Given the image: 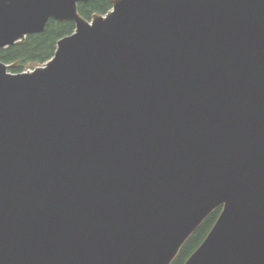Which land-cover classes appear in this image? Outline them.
I'll use <instances>...</instances> for the list:
<instances>
[{
    "label": "water",
    "instance_id": "1",
    "mask_svg": "<svg viewBox=\"0 0 264 264\" xmlns=\"http://www.w3.org/2000/svg\"><path fill=\"white\" fill-rule=\"evenodd\" d=\"M0 0V264H264V0Z\"/></svg>",
    "mask_w": 264,
    "mask_h": 264
},
{
    "label": "trees",
    "instance_id": "2",
    "mask_svg": "<svg viewBox=\"0 0 264 264\" xmlns=\"http://www.w3.org/2000/svg\"><path fill=\"white\" fill-rule=\"evenodd\" d=\"M113 9L111 0H90L80 3L78 10L80 15L87 21H92L95 15H107ZM76 30L73 22H57L51 20L46 30L40 34H34L19 45L9 47L0 51V61L7 65L17 64L12 71L24 72L28 65H45L54 56L58 42L72 35ZM221 209L213 213L199 228V230L188 240L180 254L172 264H186L190 257L199 249L215 226Z\"/></svg>",
    "mask_w": 264,
    "mask_h": 264
},
{
    "label": "rangeland",
    "instance_id": "3",
    "mask_svg": "<svg viewBox=\"0 0 264 264\" xmlns=\"http://www.w3.org/2000/svg\"><path fill=\"white\" fill-rule=\"evenodd\" d=\"M43 65H28L27 66V69L24 71V72H20V73H15V72H13L12 71V69L11 70H9L10 71V73H12V74H21V73H26V72H32V71H34L36 68H38V67H42Z\"/></svg>",
    "mask_w": 264,
    "mask_h": 264
}]
</instances>
